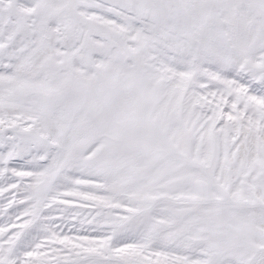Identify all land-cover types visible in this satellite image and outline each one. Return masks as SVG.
Returning a JSON list of instances; mask_svg holds the SVG:
<instances>
[{
    "label": "snow or ice",
    "instance_id": "6c2138e0",
    "mask_svg": "<svg viewBox=\"0 0 264 264\" xmlns=\"http://www.w3.org/2000/svg\"><path fill=\"white\" fill-rule=\"evenodd\" d=\"M0 264H264V0H0Z\"/></svg>",
    "mask_w": 264,
    "mask_h": 264
}]
</instances>
